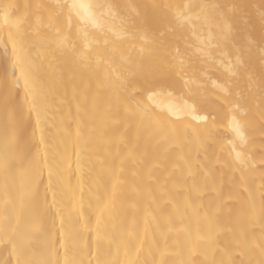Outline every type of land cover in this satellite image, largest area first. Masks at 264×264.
Wrapping results in <instances>:
<instances>
[{
  "label": "bare ground",
  "instance_id": "6f19581e",
  "mask_svg": "<svg viewBox=\"0 0 264 264\" xmlns=\"http://www.w3.org/2000/svg\"><path fill=\"white\" fill-rule=\"evenodd\" d=\"M20 260L264 264V0H0Z\"/></svg>",
  "mask_w": 264,
  "mask_h": 264
},
{
  "label": "snow or ice",
  "instance_id": "6c2138e0",
  "mask_svg": "<svg viewBox=\"0 0 264 264\" xmlns=\"http://www.w3.org/2000/svg\"><path fill=\"white\" fill-rule=\"evenodd\" d=\"M67 7L69 8L70 11H72V10L76 9L78 6L75 3H71V4H68ZM187 19H188V17H185L182 14H178V20L180 22H183ZM237 62H238V64L242 63L241 61H239V58H238ZM236 128H237V131H239V124L238 123L236 124ZM18 264H39V262H37V261L29 262L27 260H20V261H18Z\"/></svg>",
  "mask_w": 264,
  "mask_h": 264
}]
</instances>
